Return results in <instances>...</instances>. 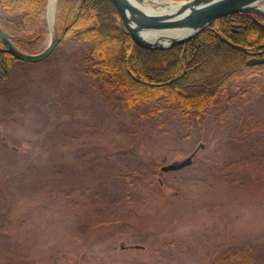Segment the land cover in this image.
I'll use <instances>...</instances> for the list:
<instances>
[{"label":"rangeland","instance_id":"374dc122","mask_svg":"<svg viewBox=\"0 0 264 264\" xmlns=\"http://www.w3.org/2000/svg\"><path fill=\"white\" fill-rule=\"evenodd\" d=\"M63 1L51 20L47 2L25 52L60 35ZM88 48L59 39L0 82V264H210L233 250L264 264V70L199 116L129 108L91 74ZM199 144L190 165L161 171Z\"/></svg>","mask_w":264,"mask_h":264},{"label":"trees","instance_id":"16d2710c","mask_svg":"<svg viewBox=\"0 0 264 264\" xmlns=\"http://www.w3.org/2000/svg\"><path fill=\"white\" fill-rule=\"evenodd\" d=\"M47 1L0 0V26L20 50L37 45L45 35ZM58 10L59 15L69 11L60 40L88 42L91 74L104 88L118 91L129 108L160 102L199 116L229 82L264 70V63L247 64L251 57L264 56V17L259 15H226L184 45L149 49L131 40L110 0H76L74 5L64 0ZM17 60L0 43V82ZM227 257L237 261L210 264H252L245 250Z\"/></svg>","mask_w":264,"mask_h":264},{"label":"water","instance_id":"95a60500","mask_svg":"<svg viewBox=\"0 0 264 264\" xmlns=\"http://www.w3.org/2000/svg\"><path fill=\"white\" fill-rule=\"evenodd\" d=\"M121 25L131 40L142 48L166 49L184 45L216 19L245 12L264 17V0H183L169 1L161 10L145 8L147 0H110ZM49 3V0H48ZM235 26V24H234ZM184 32L181 36L176 32ZM156 33L154 38L147 37ZM12 35L0 26V43L18 60L38 62L48 57L58 44L60 37L54 34L47 46L39 53H28L17 48L11 41ZM264 56L251 57L248 65L263 64ZM203 144H199L189 155L179 161L162 165L161 171L180 170L192 163L193 157Z\"/></svg>","mask_w":264,"mask_h":264},{"label":"bare ground","instance_id":"6f19581e","mask_svg":"<svg viewBox=\"0 0 264 264\" xmlns=\"http://www.w3.org/2000/svg\"><path fill=\"white\" fill-rule=\"evenodd\" d=\"M167 2L166 0H162V3H164L166 6L169 4V3H165ZM55 4H56V0H49V15H50V20L52 18V15H53V12H54V8H55ZM146 8V7H145ZM182 34H184V32H176L175 35L177 36H181ZM157 34L156 33H153V34H150L148 35L147 37L149 38H154Z\"/></svg>","mask_w":264,"mask_h":264}]
</instances>
